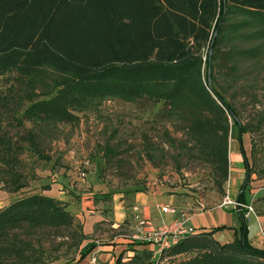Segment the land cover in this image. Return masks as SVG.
<instances>
[{
	"label": "trees",
	"instance_id": "16d2710c",
	"mask_svg": "<svg viewBox=\"0 0 264 264\" xmlns=\"http://www.w3.org/2000/svg\"><path fill=\"white\" fill-rule=\"evenodd\" d=\"M235 11L264 16V0H0V63L22 55L30 61L53 62L74 79L47 100L31 96L17 114L21 120L13 117L11 122L23 126L35 118L67 122L72 117L68 109L89 99V92L109 96L122 91L120 99L125 102L145 98L161 105L160 122L182 124L189 143L173 141L166 134L168 149L187 150V162L207 165L221 191L227 180L231 132L237 142L244 134L264 141V104L242 118L244 107H238L232 95L238 91L248 95L246 99L255 97L246 86L251 77L247 71L264 60V33L253 46L237 48L226 43L228 18ZM240 65L247 69L240 72ZM75 80L79 82L73 84ZM3 132L0 128V162L7 163L10 150L24 147ZM145 145L148 159L151 151L163 150ZM239 150L247 164L241 145ZM254 150L251 139L249 152ZM6 166L0 172L2 180L14 174ZM247 166L249 181L253 172L252 165ZM10 179V192L22 189L18 179ZM244 194L239 189L235 201L240 205L245 204ZM235 212L238 225L229 243L220 245L212 239V234L225 229L218 227L187 236L161 255L170 258L194 250L203 252L177 264H264V250L248 244L243 209ZM49 234L71 237L76 248L84 241L61 202L40 194L17 198L0 210V264L40 263L45 253L33 246L32 239L38 242L39 236ZM99 245L87 242L78 249L76 260L62 264L79 263ZM142 256L149 258L150 252L142 250ZM129 262L140 264L141 256L135 253Z\"/></svg>",
	"mask_w": 264,
	"mask_h": 264
},
{
	"label": "rangeland",
	"instance_id": "374dc122",
	"mask_svg": "<svg viewBox=\"0 0 264 264\" xmlns=\"http://www.w3.org/2000/svg\"><path fill=\"white\" fill-rule=\"evenodd\" d=\"M228 22L231 27L227 28L225 33L226 43L231 42L237 48H244L261 41L264 16L235 11L229 15ZM13 62L14 65L11 64ZM246 69L247 67L240 65V72ZM249 72L251 77L246 86L250 90L248 92L255 97L251 100L246 99L248 95L242 92L232 93L235 96V104L244 107L242 118L258 112L264 104V91L261 90L264 89V60L261 66L250 69L247 73ZM73 80L69 73L53 62L30 61L18 55L7 60V64L0 63V128L4 131L3 135L12 140L18 139L24 147L23 150H10L7 157L9 162H0V172L7 164L14 172L10 173V176L6 175L4 180L0 175V187L2 183H6L4 189H0L1 192L12 195L14 201L17 198L40 194L42 188L50 185L52 175L57 174L60 181H65L71 175L79 176L80 171L89 174V185L92 178L99 180V184H96L93 179L94 186H97L93 191L96 193L122 192L127 189L153 192L161 188L164 191L169 190L167 194H172L178 201L189 204L190 208L186 210L191 213L219 204L225 195V183L222 185L223 191H220L213 184L207 165L187 162L185 159L190 153L187 150L168 149L164 141L166 134L173 141L189 143L182 131V124L178 120L164 119L160 122L158 111L161 105L151 104L145 98L125 102L120 99L122 91L112 92L109 96L104 92H89V99L81 103L79 101L77 106L68 109L72 117L67 122H61L60 118L51 122H41L35 118L34 123L25 121L24 126L22 123L15 125L11 122L13 117L21 120L20 114H17L29 104L28 99L31 96H35L34 100H47L56 89L70 85ZM78 82L77 80L73 84ZM111 82L115 84V81ZM76 96L75 94L74 97ZM68 97L69 95L65 97V102ZM76 103L77 98L74 105ZM47 111L54 114L53 109ZM29 129L31 132L26 133ZM231 133L228 150H235L236 139L234 132ZM241 138L243 150H246L247 165H252L253 172L246 182L244 192L252 191L251 204L254 208L256 203L264 204V187L254 184L263 177L264 141H261L260 136L253 134H244ZM251 139L255 143L253 153L248 151ZM145 142L163 150L151 151L148 159L145 156ZM160 154L163 156L160 157ZM72 169H75L77 174ZM10 177L18 179L21 190L10 192ZM85 181L74 180L72 187L66 183L62 190L66 195L70 194V190H82L79 185L84 187ZM89 189L91 190V187ZM84 190L87 191L85 188ZM181 211L182 214L186 212L183 208ZM95 239L97 242L101 241L100 238ZM32 240L33 246L40 247L45 253L38 264H62L73 260L77 258L78 249L81 247L80 245L76 248L71 237L59 238L51 234L39 236L38 242ZM201 252L203 251L193 250L170 258L163 257L164 252L160 256L150 253L149 258L142 256V250L136 253L141 256L140 264H177ZM53 258H56V261H53ZM120 264L134 263L125 259Z\"/></svg>",
	"mask_w": 264,
	"mask_h": 264
},
{
	"label": "crops",
	"instance_id": "0c3cea01",
	"mask_svg": "<svg viewBox=\"0 0 264 264\" xmlns=\"http://www.w3.org/2000/svg\"><path fill=\"white\" fill-rule=\"evenodd\" d=\"M234 145L235 150H228L227 152L228 174L224 185V194L230 200L235 201L244 179L245 165L243 164V157L241 150H239L238 142L236 141ZM240 145L243 149L242 138ZM242 151L245 157L246 150ZM72 170L76 173L75 169ZM50 179V185L42 188L40 194L57 200L65 206L66 211L72 217L73 224L80 228L83 235L84 241L81 243V247L87 242H97L95 238H100L101 241L97 242L100 245L94 249L97 259L96 264H113L117 259L120 260V263L125 261V259L129 261L139 250H146L153 254L151 246L141 243H130L127 240L128 236L136 228L138 221L145 220L154 228L166 225L172 222L178 214L182 213L181 208L187 212L182 215L187 219L186 226L193 231V234L199 232L207 233L215 228L225 227L224 230L212 234V239L220 245L232 241L234 230L238 225L235 212L238 209H221L218 208L217 204L211 208H201L200 212L194 211L191 213L186 210L189 204L178 201L172 194H167L169 190L164 191L161 188L153 192L127 189L122 192L96 193L93 190L97 186H94L93 183L99 184V180L92 178V182L89 185V174H84L83 178L79 177L78 174L71 175L65 181H60L56 174L52 175ZM80 179H84V181L86 179L84 187L79 185L82 190H70V194L66 195L62 187L66 186V183H68L69 187H72V181H79ZM251 179L253 178L251 177ZM254 184L257 187H264V172L263 177ZM90 187L91 190L89 189ZM251 193L252 191H249V193L245 192V204L242 206L249 205L252 211L247 213L245 209L240 208L243 209L247 241L253 249L264 250V213L262 212L264 211V204L256 203L253 208L251 204V196L253 194ZM11 197L13 198L12 195L0 191V210L13 202ZM166 210L174 212L171 213ZM117 249L119 250L116 255ZM77 264H89V255Z\"/></svg>",
	"mask_w": 264,
	"mask_h": 264
},
{
	"label": "built area",
	"instance_id": "2783aa9c",
	"mask_svg": "<svg viewBox=\"0 0 264 264\" xmlns=\"http://www.w3.org/2000/svg\"><path fill=\"white\" fill-rule=\"evenodd\" d=\"M84 174L80 173L79 177H83ZM218 208L237 210L239 208L245 209L247 213L252 211L250 206H242L234 200H230L227 195H224L218 204ZM167 212H174L172 210H166ZM187 219L184 215L178 214L177 217L166 225L159 227H151L145 220L138 221L136 228L132 230L127 240L130 243H141L149 245L153 248V254L160 256L164 251L168 250L172 246L176 245L179 241L187 236L193 234V231L186 226ZM96 243V242H95ZM96 252L94 249L89 254V264H96L95 258Z\"/></svg>",
	"mask_w": 264,
	"mask_h": 264
},
{
	"label": "water",
	"instance_id": "95a60500",
	"mask_svg": "<svg viewBox=\"0 0 264 264\" xmlns=\"http://www.w3.org/2000/svg\"><path fill=\"white\" fill-rule=\"evenodd\" d=\"M211 45H212V42H211V44H210V46H209V51H210V49H211ZM238 145L240 146V142H238ZM244 165H245V175H244V179H243V182H242V184H241V187H240V192H243V191H244V188H245L246 182H247V180H248V166H247L246 163H245Z\"/></svg>",
	"mask_w": 264,
	"mask_h": 264
}]
</instances>
